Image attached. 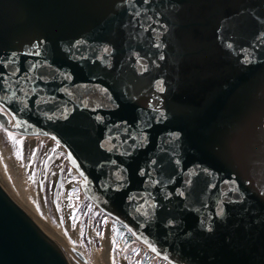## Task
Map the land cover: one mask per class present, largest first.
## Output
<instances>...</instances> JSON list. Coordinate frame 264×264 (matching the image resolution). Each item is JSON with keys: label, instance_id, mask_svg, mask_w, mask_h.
<instances>
[{"label": "water", "instance_id": "water-1", "mask_svg": "<svg viewBox=\"0 0 264 264\" xmlns=\"http://www.w3.org/2000/svg\"><path fill=\"white\" fill-rule=\"evenodd\" d=\"M0 106L166 263L264 264V0H0ZM0 264H71L1 177Z\"/></svg>", "mask_w": 264, "mask_h": 264}, {"label": "rangeland", "instance_id": "rangeland-1", "mask_svg": "<svg viewBox=\"0 0 264 264\" xmlns=\"http://www.w3.org/2000/svg\"><path fill=\"white\" fill-rule=\"evenodd\" d=\"M0 111L6 113L1 106ZM0 177L41 230L67 255L79 254L81 264L161 263L149 260L135 239L113 237L115 220L83 195L80 176L53 139L22 136L0 126ZM107 230L110 248L102 243Z\"/></svg>", "mask_w": 264, "mask_h": 264}, {"label": "bare ground", "instance_id": "bare-ground-1", "mask_svg": "<svg viewBox=\"0 0 264 264\" xmlns=\"http://www.w3.org/2000/svg\"><path fill=\"white\" fill-rule=\"evenodd\" d=\"M10 191V190H9ZM26 208V207H25ZM27 209V208H26ZM28 210V209H27ZM32 212V211H31ZM48 231V230H47ZM109 232H108V230L107 231H105L104 232V235H103V239H102V243H103V245L105 246V248H108L109 246H110V244H109V234H108ZM50 239H52V238H50ZM53 241V240H52ZM54 242V241H53ZM110 248V247H109ZM64 252V251H63ZM65 253V252H64ZM65 255L68 257V259L70 260V262H71V264H81L78 260H79V258H78V256L80 257V255L79 254H77L76 255V258L78 259H76L75 257V259L74 258H72V255H67L66 253H65ZM71 257V258H70ZM82 260V259H81Z\"/></svg>", "mask_w": 264, "mask_h": 264}, {"label": "trees", "instance_id": "trees-1", "mask_svg": "<svg viewBox=\"0 0 264 264\" xmlns=\"http://www.w3.org/2000/svg\"><path fill=\"white\" fill-rule=\"evenodd\" d=\"M112 231H113V237L115 239H119L121 235L124 233L125 228L121 224L114 221L112 224Z\"/></svg>", "mask_w": 264, "mask_h": 264}, {"label": "snow or ice", "instance_id": "snow-or-ice-1", "mask_svg": "<svg viewBox=\"0 0 264 264\" xmlns=\"http://www.w3.org/2000/svg\"><path fill=\"white\" fill-rule=\"evenodd\" d=\"M10 138H11V136H10ZM115 231V230H114ZM113 243H115V241H113ZM153 251H155V249H153Z\"/></svg>", "mask_w": 264, "mask_h": 264}]
</instances>
